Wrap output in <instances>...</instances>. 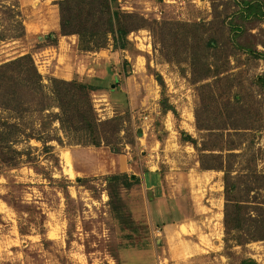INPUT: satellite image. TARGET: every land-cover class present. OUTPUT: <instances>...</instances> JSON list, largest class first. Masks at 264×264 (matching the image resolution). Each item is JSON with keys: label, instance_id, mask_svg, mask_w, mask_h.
Wrapping results in <instances>:
<instances>
[{"label": "rangeland", "instance_id": "obj_1", "mask_svg": "<svg viewBox=\"0 0 264 264\" xmlns=\"http://www.w3.org/2000/svg\"><path fill=\"white\" fill-rule=\"evenodd\" d=\"M115 4L146 20L129 49L111 38L91 49L87 38L63 35L60 0H0L2 32L19 19L25 29L0 40V64L31 54L47 84H92L100 121L123 117L113 146L79 143L55 121L48 149L24 140L17 165L0 160V264H264V57L239 49L229 23L244 26L240 44L263 51L264 21L238 17L234 0ZM215 69L225 72L213 77ZM31 121L39 126L37 115ZM219 155L222 166L232 160L229 204L224 170L204 167H221Z\"/></svg>", "mask_w": 264, "mask_h": 264}, {"label": "trees", "instance_id": "obj_2", "mask_svg": "<svg viewBox=\"0 0 264 264\" xmlns=\"http://www.w3.org/2000/svg\"><path fill=\"white\" fill-rule=\"evenodd\" d=\"M234 1L238 5V9L235 11L238 17L259 22L264 21V0ZM115 2L116 0H60L62 34H78L82 40L87 38V47L89 46L91 49L105 47L110 38L113 40L115 48L129 49L132 46L129 34L144 27L146 20L138 14L123 11ZM18 15L20 14L17 11L16 16ZM229 23L232 40L237 43L239 49L256 58L264 57V50L259 51L251 45H243L237 41L244 35L243 25L235 20ZM189 25L195 26L192 32H196L198 24ZM24 32V26L19 19L9 31L2 32L0 29V40L18 38ZM191 37H194V34ZM201 41L203 45H206L205 40ZM209 41L215 42L216 40L209 38ZM262 44L264 45V41ZM208 45L211 47L212 43L208 42ZM223 72L225 71L215 69L212 76L219 77ZM257 83L264 93V74L258 76ZM92 89L93 85L90 83L77 80L67 81L56 77L50 78V84L45 83L31 54H24L0 64V110L9 114L6 120L0 118V160L10 166L17 165L24 154L18 145L24 140L36 138L42 141L45 148L48 149L47 142L56 138L55 135H52L55 130L53 128L55 121L59 122L60 128L69 138L76 139L79 143L100 145L105 142L113 146L114 141L109 137V134L114 137V134L121 130L120 125L123 117L100 121L92 102ZM54 108H57L58 111H55ZM33 115L38 116L39 126L36 123L34 125V121L27 123V120ZM27 124H29L28 127ZM107 125L110 127L106 128ZM186 140L194 142L190 135H186ZM216 157L218 161L220 160L221 167L220 165L204 167L224 170L226 198L227 204H229L232 202L231 190L233 192L236 189V183L233 182L235 176L232 175L233 170L231 169L232 160L225 159L227 163L222 166V156ZM250 160L248 162L252 164L253 162ZM154 175L157 176V172ZM121 177H123V184L126 186L137 181L133 177L124 175H115L111 179H121ZM261 177L264 179V176L261 175ZM156 182L153 181L150 184L154 185ZM115 192L117 193V188L112 187L111 197L116 196ZM233 206L236 209L234 229L241 232L245 230V217L241 211L244 206L239 203ZM115 215L126 227L133 223L123 207L119 205L115 207ZM228 219L229 216L226 212V225ZM236 242L243 245L248 241L236 239ZM241 264H257V262L244 260Z\"/></svg>", "mask_w": 264, "mask_h": 264}, {"label": "water", "instance_id": "obj_3", "mask_svg": "<svg viewBox=\"0 0 264 264\" xmlns=\"http://www.w3.org/2000/svg\"><path fill=\"white\" fill-rule=\"evenodd\" d=\"M133 178L135 179V176H133Z\"/></svg>", "mask_w": 264, "mask_h": 264}]
</instances>
